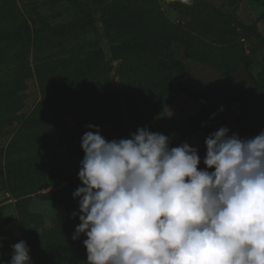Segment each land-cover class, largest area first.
Masks as SVG:
<instances>
[{"label":"rangeland","instance_id":"rangeland-1","mask_svg":"<svg viewBox=\"0 0 264 264\" xmlns=\"http://www.w3.org/2000/svg\"><path fill=\"white\" fill-rule=\"evenodd\" d=\"M84 1L92 7L89 16L75 7ZM263 14L264 0H0V210H13L34 248L66 222V205L70 211L79 205L73 194L83 186L82 137L96 131L89 125L108 141L146 128L169 137L170 147L187 143L198 150L202 170L206 139L221 127L241 139L259 135L264 86L209 107L211 93L188 84L204 72L186 60L219 69L224 78L246 68L264 82ZM133 16L175 44L185 67L139 54ZM84 21L85 29H73ZM46 34L50 48L43 45ZM33 113L38 126L23 131ZM41 188L24 204L16 199ZM59 188L69 190L71 202L48 197ZM81 214L68 222L74 225Z\"/></svg>","mask_w":264,"mask_h":264},{"label":"clouds","instance_id":"clouds-1","mask_svg":"<svg viewBox=\"0 0 264 264\" xmlns=\"http://www.w3.org/2000/svg\"><path fill=\"white\" fill-rule=\"evenodd\" d=\"M88 127L73 194L87 264H264V131L241 139L221 127L202 170L187 143L146 128L108 141ZM12 248L11 264H32L26 242Z\"/></svg>","mask_w":264,"mask_h":264},{"label":"trees","instance_id":"trees-1","mask_svg":"<svg viewBox=\"0 0 264 264\" xmlns=\"http://www.w3.org/2000/svg\"><path fill=\"white\" fill-rule=\"evenodd\" d=\"M78 6V13L84 14L85 16H89L91 11V6L89 2L84 1L79 3H75V7ZM264 15V14H263ZM83 17V16H82ZM86 18V17H83ZM131 24L136 32H138L140 40L139 43L137 44V49L139 50V54H146L150 55L154 58L157 59H172L175 60L176 63H178L181 66H184L183 63L178 61V56H179V48L173 44L170 41H166L164 38L161 36L153 34L146 26V24L139 18L137 17H132L131 19ZM82 24L79 25L75 22V25L73 26V29H75V26L80 29H85V25L87 22H81ZM112 24V22L110 21ZM113 24H117L118 26H121L122 23L119 20H114ZM124 24V23H123ZM123 27L126 28L125 25ZM77 30H75L76 32ZM72 30L68 29V32L66 31L65 33L67 35H72ZM87 34V32H86ZM47 35V34H46ZM42 39L43 45L46 46L47 48H50L49 45H47L46 39L50 37V35H47ZM15 36V35H14ZM16 37V36H15ZM14 39V38H13ZM55 41V40H53ZM186 46V45H184ZM54 47V45H53ZM188 48V47H187ZM192 60V59H190ZM185 67V66H184ZM234 74V73H233ZM232 75V74H230ZM228 75V76H230ZM260 77L262 80H264V72L260 74ZM255 80V79H254ZM151 82H147V84H150ZM256 87H263L264 82L259 83V81H255ZM165 101L170 102V96L167 94L165 96ZM46 104V103H44ZM40 107V106H39ZM38 107V108H39ZM42 108V107H40ZM39 118L38 115H34V113L25 121V124L23 125V131L24 130H32L38 126L37 122H32V120H35ZM39 133L35 131V133H29V137L33 135H38ZM18 142V141H17ZM77 151L80 152V149ZM73 153H71L72 155ZM43 188V187H42ZM41 189L34 190L33 193H22L20 196H17L16 199L19 200V203H25L27 202L26 199L24 200L25 196H30L35 194V192H39ZM18 188H12L10 190L11 194L14 195V192ZM20 205V204H19ZM20 208V207H19ZM69 205L67 204L65 207V214L63 220H67L66 222L61 221L59 222L56 226L55 229L50 230L47 234L44 233L42 235V239L38 241L36 244V247L34 248L33 245H31L28 242V239L26 238L23 230V239L26 242L28 248L30 249V254L32 256V259L35 264H87V256H84L83 252L85 251V245L84 243L81 244L82 242H75L73 239V236L75 235L76 228L77 226L81 223L80 219L74 218L72 222L74 223L71 224V222H68V219H70V216L75 215L76 213L80 212L79 205L75 203V208L73 211L69 210ZM18 210V209H17ZM22 210V208H20ZM20 212L18 211V214ZM20 216V214H19ZM35 217V216H33ZM20 221V218H19ZM21 223V221H20ZM22 225V224H21ZM82 238V240L87 239V236L84 238V234H81L79 236ZM72 239V240H71ZM82 245V246H81Z\"/></svg>","mask_w":264,"mask_h":264},{"label":"water","instance_id":"water-1","mask_svg":"<svg viewBox=\"0 0 264 264\" xmlns=\"http://www.w3.org/2000/svg\"><path fill=\"white\" fill-rule=\"evenodd\" d=\"M186 62L191 66L203 70V74L191 77L188 84L192 89L209 91L211 93L208 101L209 107L218 102L225 103L229 99H234L242 93L256 88L255 80L246 68H241L235 74L224 78L221 70L208 64L188 62L187 60ZM48 197L51 199L63 198L71 202V193L67 188H59Z\"/></svg>","mask_w":264,"mask_h":264},{"label":"crops","instance_id":"crops-1","mask_svg":"<svg viewBox=\"0 0 264 264\" xmlns=\"http://www.w3.org/2000/svg\"><path fill=\"white\" fill-rule=\"evenodd\" d=\"M0 214V264H11L13 256L12 245L24 241V239L17 221L13 218V210L2 209L0 210ZM29 255L32 264H34L30 252Z\"/></svg>","mask_w":264,"mask_h":264}]
</instances>
